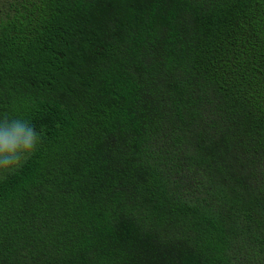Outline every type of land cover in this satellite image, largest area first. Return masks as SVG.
I'll list each match as a JSON object with an SVG mask.
<instances>
[{
	"label": "trees",
	"instance_id": "1",
	"mask_svg": "<svg viewBox=\"0 0 264 264\" xmlns=\"http://www.w3.org/2000/svg\"><path fill=\"white\" fill-rule=\"evenodd\" d=\"M0 264H264V0H0Z\"/></svg>",
	"mask_w": 264,
	"mask_h": 264
},
{
	"label": "clouds",
	"instance_id": "2",
	"mask_svg": "<svg viewBox=\"0 0 264 264\" xmlns=\"http://www.w3.org/2000/svg\"><path fill=\"white\" fill-rule=\"evenodd\" d=\"M40 143V135L25 120L0 119V174L19 168Z\"/></svg>",
	"mask_w": 264,
	"mask_h": 264
}]
</instances>
